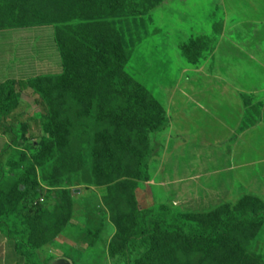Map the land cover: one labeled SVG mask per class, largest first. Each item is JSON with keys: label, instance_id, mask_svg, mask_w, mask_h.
<instances>
[{"label": "rangeland", "instance_id": "rangeland-1", "mask_svg": "<svg viewBox=\"0 0 264 264\" xmlns=\"http://www.w3.org/2000/svg\"><path fill=\"white\" fill-rule=\"evenodd\" d=\"M259 8L264 0H0V34L49 30L61 75L67 70L63 84L47 67L31 72H43L35 80L52 102L49 120L39 118L42 105L32 91L20 99L17 116L24 114L26 126L19 128L28 134L4 162L3 264L264 260V222L242 225L231 239L213 245L164 234L158 226L140 233L136 220L140 216L145 223L151 213L169 207L174 223L195 231L232 214L264 209V130L243 135L254 123L264 124V105L252 104L261 97L243 95L239 145L210 151L202 141L206 128L223 137L220 113L235 99V83L252 71L248 60L264 59V46L258 57L257 44L239 40L259 29L251 28L261 21ZM259 30L264 35V28ZM26 35L20 42L22 63L31 50L32 56L40 52L41 44H32L40 34L34 40L29 30ZM240 63L242 72L234 68ZM2 141L5 147L8 141ZM33 143L38 147L29 148ZM228 153L234 171L226 168ZM142 160L146 183L137 173ZM10 234L21 236V245Z\"/></svg>", "mask_w": 264, "mask_h": 264}, {"label": "crops", "instance_id": "crops-1", "mask_svg": "<svg viewBox=\"0 0 264 264\" xmlns=\"http://www.w3.org/2000/svg\"><path fill=\"white\" fill-rule=\"evenodd\" d=\"M257 14H258V18H260L261 21H258V22L254 21L252 23L251 28L254 30H256L257 28L259 29L264 28V8H259V12H257ZM239 24H241V21H239ZM259 29H257L256 32H253L252 30L253 34L239 36V40L243 41L244 43L247 42L246 43L247 46H250V45L254 46V44H257V46H255L256 49L254 48V50L258 51V55H257L258 57H259V51L261 49V47L259 48V46H262V47L264 46V35L260 36L261 32ZM28 30H29V33L32 34L30 39L34 40L35 36L40 34L38 36V39L35 40V43H32L34 45L41 44L40 52L32 56L35 52H33L30 49L32 54L30 52L29 58L23 59L24 63H22L21 60L19 59L20 54H21L20 53L21 52L20 42L27 38L26 31ZM51 34L52 32H50L49 30L42 31L40 28H37V29L36 28H33V29L24 28L21 30L7 29L5 32L0 34V47H2L0 49V52L2 51L0 53V88L1 86H3L5 83L9 81L27 82V81L35 80L39 74L43 73L41 72L37 74L36 76H34L32 75L31 72L34 73L35 69L36 70L41 69L43 71V68L47 67L48 70L46 72L48 73L52 72L58 76L62 74V63H60V61H58L56 58L57 55H56L55 47L53 46V44L48 45L50 38L53 42V37H50ZM44 35H46V38ZM253 37L255 39L257 38V42H255ZM247 38L250 39V41H247ZM52 42L50 41L49 44ZM9 50L10 52H8ZM30 50H28V53ZM245 54H247V52H245L244 55ZM262 54L263 55H260V56H264V51L262 52ZM240 60L239 62L241 63L244 62L243 60L241 61ZM263 60L264 59L260 58L259 60L258 58H253V57L251 60H248V61H251L252 64L254 65L252 67V71L250 70L249 72L245 71V73H242L245 79L239 82V84L235 83V85L238 86V90H236L235 92L236 94L235 99H233L230 103L229 102L226 103L225 113L223 114L220 113L221 117L219 119V132H225V134H223V137L222 138L213 137L214 135L218 136L219 134L218 131L209 130L208 128L203 130L202 141L207 142V144L206 143H203V144H204V147L208 148L210 151L221 150L225 145L227 146L232 143L239 145V137H241V135L239 136V129L241 128V125L243 124L244 108H245L244 106H246L244 105L243 100H242L244 96L245 97L246 96L261 97L262 102L254 100L252 104L257 105V106L260 104L264 105V63L260 62ZM25 64H27V67H24ZM234 68H236L235 70L242 72L243 66L241 65L239 67H234ZM19 73H22V77L20 78L16 77ZM30 74L32 77L27 76ZM250 79L251 81H249ZM247 81L249 82L246 83ZM239 92L242 95L241 97L239 96ZM260 129L264 130V124H262L261 122L254 123V125L246 129L243 135L249 132H255V136H256L258 135L256 131ZM1 139L8 141L7 138H5L4 136L0 134V142H1ZM258 140H261L260 137H257L255 139V144L257 143ZM3 143L4 142L2 141V145L4 147ZM2 145H0V147ZM231 156L232 154H229V153L226 154V157L228 159V161L226 162V166H227L226 168L227 169L233 168L232 171H234V166L230 159ZM11 246L13 245L11 244ZM0 252H2V254H0L1 256L0 259H2L4 262V259L7 256V252L4 249V244H1V242H0Z\"/></svg>", "mask_w": 264, "mask_h": 264}, {"label": "trees", "instance_id": "trees-1", "mask_svg": "<svg viewBox=\"0 0 264 264\" xmlns=\"http://www.w3.org/2000/svg\"><path fill=\"white\" fill-rule=\"evenodd\" d=\"M103 52L98 51L97 54L101 55ZM102 56V55H101ZM108 69V68H107ZM67 70L64 69V74L58 77H55L58 80L57 83H61V78L65 76ZM65 78V77H64ZM69 78L64 80L65 83H69ZM37 80L32 81H9L5 83L0 88V134L8 139V144L4 147L3 151L0 154V185L6 179V158H11L14 153L19 152L20 147L23 144L22 136L28 134V131H23L19 128V125L22 124L26 126V122H24V114L17 116V110L22 108L21 105V96L24 92L32 91L34 95L39 97L40 103L42 105V113H40V119L42 123L49 120V116L52 115V102L46 100L45 92L37 88ZM100 87V86H99ZM97 88V89H96ZM93 90H98L97 86L92 87ZM63 101L67 104L70 102L69 98L63 96ZM71 99L79 101L78 96H73ZM38 100V101H39ZM36 121V119H35ZM33 120L29 122H34L38 125L37 122ZM33 147H38V143H33L29 148L33 149ZM36 149V148H35ZM145 161H141V163L137 166L138 178L141 182H148V176L146 172V164ZM27 203V202H26ZM28 206L24 205V211L28 212ZM29 213V212H28ZM174 214L173 211L168 207L164 208L162 211H155L151 213L145 220L140 216H137L136 220L139 224L140 233L144 230L154 232L152 229L155 226H158L160 231L164 234L168 235H178L183 236L188 241L202 243V242H211L213 245L215 243L221 244L224 240H229L232 238L231 233L234 229L242 225H250L251 227H256L259 224L264 222V209H259L256 211L253 210H245L244 212L232 214L227 219L222 222L212 223L209 227H203L201 229L191 231L190 229L176 224L173 221ZM5 225V218H3L0 214V227L2 228ZM11 231H8V234ZM12 242L17 245H21L22 239L21 236H12L11 234L8 236ZM18 247V246H17ZM238 248H236L237 250ZM240 249L237 254H240ZM2 254V252H0ZM143 251L138 253L142 257ZM255 264H264V260L262 258L257 259ZM3 263V260L0 259V264Z\"/></svg>", "mask_w": 264, "mask_h": 264}, {"label": "water", "instance_id": "water-1", "mask_svg": "<svg viewBox=\"0 0 264 264\" xmlns=\"http://www.w3.org/2000/svg\"><path fill=\"white\" fill-rule=\"evenodd\" d=\"M52 264H71V263L66 259H60V260L53 262Z\"/></svg>", "mask_w": 264, "mask_h": 264}]
</instances>
